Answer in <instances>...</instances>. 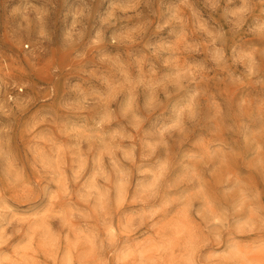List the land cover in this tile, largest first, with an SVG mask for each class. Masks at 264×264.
Wrapping results in <instances>:
<instances>
[{"label": "clouds", "instance_id": "clouds-1", "mask_svg": "<svg viewBox=\"0 0 264 264\" xmlns=\"http://www.w3.org/2000/svg\"><path fill=\"white\" fill-rule=\"evenodd\" d=\"M0 264H264V0H0Z\"/></svg>", "mask_w": 264, "mask_h": 264}]
</instances>
